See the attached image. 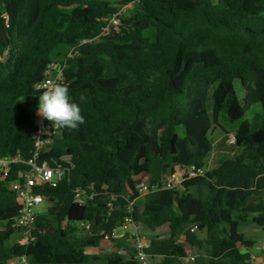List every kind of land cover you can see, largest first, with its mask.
I'll list each match as a JSON object with an SVG mask.
<instances>
[{
  "label": "trees",
  "instance_id": "16d2710c",
  "mask_svg": "<svg viewBox=\"0 0 264 264\" xmlns=\"http://www.w3.org/2000/svg\"><path fill=\"white\" fill-rule=\"evenodd\" d=\"M136 2L0 0V158L28 157L37 132L34 83L52 62H67L69 96L85 117L76 130L59 128L41 156L72 155L75 169L57 186L35 189L51 201L36 217V242L12 241L20 230L11 183L27 166L14 165L0 181V264L22 256L30 264H123L100 251L102 232L120 228L139 198L134 176L160 183L177 164L205 168L214 151L210 91L215 127L235 136L239 154L181 192L141 197L137 225L161 264H257L252 254L264 256L237 241L243 224L264 230V0H142L134 18L125 14L102 36L111 16ZM93 184L96 201L75 204L76 190ZM76 222L91 223V232L78 235ZM111 242L130 247L115 233Z\"/></svg>",
  "mask_w": 264,
  "mask_h": 264
},
{
  "label": "built area",
  "instance_id": "2783aa9c",
  "mask_svg": "<svg viewBox=\"0 0 264 264\" xmlns=\"http://www.w3.org/2000/svg\"><path fill=\"white\" fill-rule=\"evenodd\" d=\"M142 0H137L133 5L140 6ZM128 8L120 10L118 13L113 14L108 22L107 27L104 29L102 36H109L113 33V30H118L122 24V17ZM88 43V42H85ZM90 43V42H89ZM75 53V52H74ZM74 54H70L72 58ZM69 66L67 62L56 63L52 62L47 65L42 76L35 81V90L37 88L43 89V86L56 82V78L60 77L61 81L70 83L67 81V71ZM38 93V105L39 95ZM35 112V122L37 132L34 137V145L28 152V157L14 151L12 154L5 158H0V181H5L9 178L11 170L14 165L23 164L27 166V170L20 173L18 179L11 183V188L16 192L18 197V210L17 215L14 218L15 227L20 230L22 245H29L38 240L42 235V231L36 224V217L38 214L45 212L49 207L51 201L44 195L36 193L35 189L39 186L51 184L53 187L57 186L63 179L70 175L75 164L72 155H64L61 159L43 160L41 158L43 152L49 150V146L53 142V136L58 132L59 128L52 126L51 122L42 119L37 116V109ZM231 145H236V138L231 136ZM207 170L205 168H198L196 166H187L183 164H177L172 170L168 172L160 183H153L150 176L142 175L140 177H133L136 190L139 193V198L130 202L126 208L125 218L120 228H116L113 231H103L102 245L108 249V254L121 259L124 262H132L136 264H150L148 250L152 246V239L149 235H146L138 228L135 218L136 209L139 207V201L141 197L148 194L159 192L162 190H172L175 192H181L185 189L184 185L199 178H206ZM150 182V186L148 183ZM92 190V191H91ZM97 197V191H95V184L92 188H78L75 192L74 203L80 207L89 206L91 202H95ZM115 199V197H114ZM81 231L85 234L90 233L92 230V224L89 222H81ZM194 231L198 230L194 227ZM121 236L124 244H129L130 247H122L117 249L111 242L112 235ZM184 235H181L179 241H182ZM253 250L263 251L264 244L261 247L254 246ZM252 260L257 261L256 255H252ZM190 261H195V258L184 259L183 263L187 264ZM14 264H30V258L28 256H22L13 260Z\"/></svg>",
  "mask_w": 264,
  "mask_h": 264
},
{
  "label": "rangeland",
  "instance_id": "374dc122",
  "mask_svg": "<svg viewBox=\"0 0 264 264\" xmlns=\"http://www.w3.org/2000/svg\"><path fill=\"white\" fill-rule=\"evenodd\" d=\"M212 1L215 4L218 2V0H212ZM138 9H139L138 7L134 5L132 6L130 5L129 9H127V11L125 12L126 17L134 18V16L138 12ZM207 109H208L210 120L214 123L215 122L214 97H213L212 91H210L208 94ZM209 140L213 144L214 151L211 155H209V157L206 160V169L208 171L221 167L227 161L236 157L239 154V151L237 150L236 146L230 144L231 137L225 135L220 129H217L216 127H213L211 133L209 134ZM133 153H134V147L128 149L123 154V157L125 158V160H129L131 157V154ZM192 193L196 194L197 196L200 195V191L198 190H193ZM206 194H207V191L205 189L203 191V195H206ZM72 226L78 230L77 232L78 235L84 234L83 232L80 233L79 231L81 229L80 223L78 222L72 223ZM165 230L166 229H161L160 231L162 232ZM200 235L204 237L205 233H201ZM238 235L241 236V238L237 240L240 246H243V245L245 246L248 243L249 244L251 243L254 246L261 247L262 244H264V230L254 224H243L238 230ZM20 240H21V234L20 232H16L12 237V241L18 242ZM104 252L107 254L108 249L105 248ZM127 264H136V263L128 262ZM182 264H185V263L182 262ZM187 264H195V261L194 262L190 261Z\"/></svg>",
  "mask_w": 264,
  "mask_h": 264
},
{
  "label": "clouds",
  "instance_id": "9594fccd",
  "mask_svg": "<svg viewBox=\"0 0 264 264\" xmlns=\"http://www.w3.org/2000/svg\"><path fill=\"white\" fill-rule=\"evenodd\" d=\"M36 90L40 92L38 117L50 121L55 128L76 130L85 123L79 104L69 96V85L62 82L60 77L56 78V82H50L43 89ZM85 98V94L81 93L80 100Z\"/></svg>",
  "mask_w": 264,
  "mask_h": 264
},
{
  "label": "crops",
  "instance_id": "0c3cea01",
  "mask_svg": "<svg viewBox=\"0 0 264 264\" xmlns=\"http://www.w3.org/2000/svg\"><path fill=\"white\" fill-rule=\"evenodd\" d=\"M132 6V5H131ZM130 7V6H129ZM129 7H128V9H129ZM211 124H212V126L213 127H215V122L213 123L212 121H211ZM218 129V128H217ZM226 135V134H225ZM232 136V135H231ZM230 136V137H231ZM205 169H206V166H205ZM207 170V169H206ZM208 171V170H207ZM209 171H211V170H209ZM195 190H197V189H195ZM241 238V237H240ZM247 245H243V248H247L246 247ZM254 246V245H253ZM252 246V247H253ZM104 250H105V248H103V247H101V250L100 251H102L103 253H105L104 252ZM108 253V252H107ZM253 255V254H252ZM256 255V258H257V261H256V263L257 264H263V262H264V256L262 255V254H255ZM149 261H150V264H161L162 263V261H163V258L162 257H150L149 256ZM128 262H123V264H127Z\"/></svg>",
  "mask_w": 264,
  "mask_h": 264
},
{
  "label": "water",
  "instance_id": "95a60500",
  "mask_svg": "<svg viewBox=\"0 0 264 264\" xmlns=\"http://www.w3.org/2000/svg\"><path fill=\"white\" fill-rule=\"evenodd\" d=\"M148 185L150 186V182L148 183Z\"/></svg>",
  "mask_w": 264,
  "mask_h": 264
}]
</instances>
